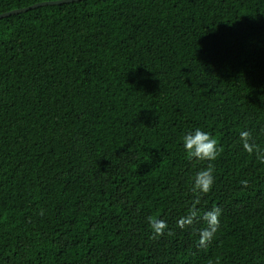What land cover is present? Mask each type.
I'll return each instance as SVG.
<instances>
[{
    "label": "trees",
    "instance_id": "obj_1",
    "mask_svg": "<svg viewBox=\"0 0 264 264\" xmlns=\"http://www.w3.org/2000/svg\"><path fill=\"white\" fill-rule=\"evenodd\" d=\"M41 1L0 0V13ZM196 128L217 139L215 160L187 158ZM246 130L264 150V0H82L0 18V264H264V163ZM209 164L201 218L178 228ZM150 216L168 225L157 239Z\"/></svg>",
    "mask_w": 264,
    "mask_h": 264
},
{
    "label": "clouds",
    "instance_id": "obj_2",
    "mask_svg": "<svg viewBox=\"0 0 264 264\" xmlns=\"http://www.w3.org/2000/svg\"><path fill=\"white\" fill-rule=\"evenodd\" d=\"M183 147L188 159H195L197 161H213L217 158L222 149H218V141L210 133L202 131L200 128H196L192 132L186 133L183 137ZM240 143L243 149L251 154H255L257 159L264 163V150L253 141L251 131H241L239 135ZM214 168L211 164L206 169L197 172L193 178L194 182L191 187V191L196 195V200L189 208L188 213L185 216L180 217L176 226L181 229H185L194 225L198 219H200V212L197 209L196 204L199 203L200 194L208 193L214 183L213 176ZM241 183L247 186V181H241ZM43 215V210L40 212ZM221 215V209L214 207L212 210L203 214L202 219L206 222V227L199 230L198 246L201 248H207L209 243L214 238L215 233L219 229ZM148 223L152 229L151 239H157L165 234V230L168 229L166 221L161 219H154L148 217ZM168 235H173L171 230H168ZM209 264H213L210 260ZM215 264H219V258L215 261Z\"/></svg>",
    "mask_w": 264,
    "mask_h": 264
},
{
    "label": "water",
    "instance_id": "obj_3",
    "mask_svg": "<svg viewBox=\"0 0 264 264\" xmlns=\"http://www.w3.org/2000/svg\"><path fill=\"white\" fill-rule=\"evenodd\" d=\"M75 1H82V0H46V1H41V2L34 3L32 5L26 6V7L17 8V9H13L11 11H8V12L0 13V18L9 16L12 14H18L21 12H25V11H28L30 9L37 8L39 6L52 5V4H63V3L75 2Z\"/></svg>",
    "mask_w": 264,
    "mask_h": 264
}]
</instances>
